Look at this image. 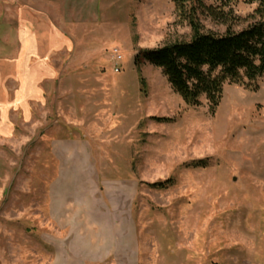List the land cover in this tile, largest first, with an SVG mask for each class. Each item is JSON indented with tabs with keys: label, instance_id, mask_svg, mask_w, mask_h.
Masks as SVG:
<instances>
[{
	"label": "rangeland",
	"instance_id": "obj_1",
	"mask_svg": "<svg viewBox=\"0 0 264 264\" xmlns=\"http://www.w3.org/2000/svg\"><path fill=\"white\" fill-rule=\"evenodd\" d=\"M246 1L203 0L228 17L200 13L204 32L245 28ZM190 36L172 0H0V264H264V75L226 82L211 114L134 65ZM23 56L59 72L24 78L27 109L10 76ZM66 140L86 155L57 160Z\"/></svg>",
	"mask_w": 264,
	"mask_h": 264
},
{
	"label": "trees",
	"instance_id": "obj_2",
	"mask_svg": "<svg viewBox=\"0 0 264 264\" xmlns=\"http://www.w3.org/2000/svg\"><path fill=\"white\" fill-rule=\"evenodd\" d=\"M177 17L186 21L191 36L187 42L175 41L151 50H140L134 58V65L141 64L157 68L165 77L171 90L186 106H201L205 97L211 114L218 108L226 82L248 86L264 75V0H247L255 5L251 22L238 31L227 26L223 34L204 32L198 20L200 13L220 21L228 17L207 7L203 0H172ZM167 122L166 119H156ZM193 168L207 167V161L200 160ZM173 181L149 185L153 189H165Z\"/></svg>",
	"mask_w": 264,
	"mask_h": 264
},
{
	"label": "crops",
	"instance_id": "obj_3",
	"mask_svg": "<svg viewBox=\"0 0 264 264\" xmlns=\"http://www.w3.org/2000/svg\"><path fill=\"white\" fill-rule=\"evenodd\" d=\"M58 39H63L59 34H56ZM61 37V38H60ZM43 41V39H39ZM35 41V40H33ZM37 42V40H36ZM66 47H70V43L63 40ZM41 44V43H37ZM45 58L34 57L33 60H28L24 56L16 62V67L10 74L13 80H16L19 86L17 94L14 96V102L18 104L19 107L27 109V98L28 91L32 86L28 85L27 76H34L35 82H42L47 79H52L54 76H58V71L49 65V62ZM33 63V64H31ZM30 66V71H27ZM26 78V80L24 79ZM38 91V90H37ZM6 92V91H5ZM51 152L54 157L59 160L61 155L75 153L77 156L86 155V147L81 144V142L76 140H66V141H54L51 146ZM91 156L89 155V160Z\"/></svg>",
	"mask_w": 264,
	"mask_h": 264
},
{
	"label": "built area",
	"instance_id": "obj_4",
	"mask_svg": "<svg viewBox=\"0 0 264 264\" xmlns=\"http://www.w3.org/2000/svg\"><path fill=\"white\" fill-rule=\"evenodd\" d=\"M109 59L112 62V69L114 73L120 72V63L122 62V55L118 49H113L109 53Z\"/></svg>",
	"mask_w": 264,
	"mask_h": 264
}]
</instances>
